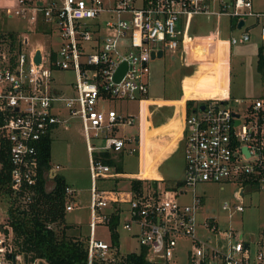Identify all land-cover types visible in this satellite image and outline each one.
<instances>
[{"label":"built area","instance_id":"built-area-1","mask_svg":"<svg viewBox=\"0 0 264 264\" xmlns=\"http://www.w3.org/2000/svg\"><path fill=\"white\" fill-rule=\"evenodd\" d=\"M1 1L4 15L24 22L32 34L51 41L55 34L58 37V44L48 43L45 50L28 47L25 36H20L14 47L7 37L0 39V164L6 160L10 165V195L23 204L32 201L41 170L39 150L45 139L52 141L56 132L69 129L77 120L85 139L90 178L86 264H119L122 255L133 252L123 253L110 240L96 237L97 228L108 229L116 213L118 231L135 241L137 249L146 248L151 263L176 264L177 243L185 239L192 245L187 264H264V243L253 250L241 236L218 231L214 218L199 222L203 202L195 191L204 183L234 184L240 204L221 206L231 214L244 212L245 189L264 188L261 99L243 110L230 108V98L203 100L192 106L184 118L180 140L185 163L180 187L163 192L145 188L141 194L129 192L124 197L99 187L100 180L115 176L103 163V154L140 155L150 63L168 53L182 67L218 66L223 51L250 41L253 25L258 26L264 43V11L254 10L253 0ZM198 16L225 17L228 31L241 33L227 40L211 33L196 36L191 30ZM248 19L254 23L247 24ZM230 21L234 30H230ZM240 22L243 25L238 28ZM123 64L125 71L116 81ZM61 73L70 74L72 82L58 85L56 76ZM120 101H139L141 115L120 114L112 107ZM149 107L146 105V111ZM135 120L138 135L126 137L122 130ZM59 170V165L49 162L42 172L46 184L53 186ZM187 189H192L191 193ZM64 194L65 210L72 212L77 207V192L67 186ZM185 196L189 199L183 201ZM8 199L7 216L0 220V264H47L40 259L26 263L15 246ZM198 228L208 231L214 243L202 241ZM216 234L228 241L221 243Z\"/></svg>","mask_w":264,"mask_h":264},{"label":"rangeland","instance_id":"rangeland-1","mask_svg":"<svg viewBox=\"0 0 264 264\" xmlns=\"http://www.w3.org/2000/svg\"><path fill=\"white\" fill-rule=\"evenodd\" d=\"M254 10L264 11V0H253ZM3 2L0 0V33L8 34L14 33L17 39L20 36H25L28 40V47L46 49L48 43L58 44V37L54 35L52 41L47 37L32 34L29 31L30 27L16 18H7L2 9ZM253 19H248L247 24H253ZM194 31L197 35H215L218 39L227 40L230 35L238 36L241 30L235 32H228L225 29L227 26V18L222 17L216 19L215 17L198 16L193 19ZM192 25V28H193ZM154 46V45H153ZM155 47V46H154ZM264 55V43L259 37V28L253 25L250 30V41L244 44H237L229 49V51L222 52V60L219 62L221 70H214L215 65L204 64L209 69L201 67L194 74V69H186L180 65L178 60L173 61L171 55L164 54L160 60H154L150 63V78L148 86L147 99H157L176 95L179 91V80L183 72L193 73L190 77L183 79V94L189 95L195 90L198 94L202 92L210 94L221 93L223 97L228 96V90L231 94L229 100V107L233 110H243L247 105L256 99L264 101V66L261 71L257 69V54L258 50ZM219 68V66H218ZM208 75V76H206ZM210 75V76H209ZM72 76L68 73H61L56 76V83L58 85H68L72 82ZM240 101L236 104L235 101ZM139 101H120L117 102L113 108L120 114L126 116L141 115V106ZM152 108H149V110ZM143 111V107H142ZM174 113L176 107L173 109ZM142 119V126L147 127V132L143 133V144L141 148V177L143 179L154 180L156 175L153 173L151 164L148 163L149 155L146 147L149 140L154 136L159 135L158 129H149L150 123ZM141 126V127H142ZM139 123L138 120L129 127L122 130V134L126 137H135L138 135ZM121 134V130H120ZM167 139V138H166ZM156 141L152 142V145ZM181 144V143H180ZM50 161L53 165H59L60 170L58 174L64 177L68 186L72 187L77 192V207L68 212L66 220L74 225L73 228L66 230L68 235L76 236L80 240H85L88 236V219H89V163L86 152L85 139L83 131L77 120L71 123L67 130H59L52 139L50 148ZM116 161V160H115ZM138 155L125 154L123 156V167L125 171L137 172ZM184 155L182 145L179 149L164 161L158 168L159 175L163 180L156 182L158 191L163 192L165 187L173 186L177 181L184 176ZM123 180V181H122ZM116 186H113L111 181L103 185L108 188L117 189L119 191L128 190V178H122ZM145 186L149 190L153 189L152 181L146 182ZM149 186V187H148ZM52 185L46 184V189L50 190ZM238 188L234 184H214L204 183L196 187L195 191L202 197V208L200 210L198 220L201 223L205 218H214L217 224V230L229 231L233 235L241 236L243 241L250 242L253 250L264 243V188L263 189H245L242 205L244 212L238 213L233 211L231 214L223 212L221 206L228 203L231 206L240 204L236 196ZM192 189H187L191 193ZM189 197L182 198L183 201L188 200ZM7 198L0 196V220L7 216ZM10 201V200H9ZM120 233V250L123 253L134 251L138 245L135 241L130 240L129 236L123 232ZM198 237L205 241L209 239L208 244L214 243L212 235L202 229L197 230ZM96 237L108 242L109 231L106 227H98L96 230ZM216 237L221 243H226L228 239L224 238L222 234H216ZM260 244V245H259ZM191 243L188 240L181 239L176 246V264H187L188 250L191 249Z\"/></svg>","mask_w":264,"mask_h":264},{"label":"trees","instance_id":"trees-1","mask_svg":"<svg viewBox=\"0 0 264 264\" xmlns=\"http://www.w3.org/2000/svg\"><path fill=\"white\" fill-rule=\"evenodd\" d=\"M234 23L230 21V30H234ZM8 38L12 47L15 46L17 36L14 33L1 34L0 39ZM264 66V55L261 48L257 54V69L262 70ZM194 102H186V115L191 113ZM52 141L45 139L40 148V176L35 187V196L29 204H23L17 197H12L9 190L10 165L6 160L0 164V196H6L10 205L8 208V220L14 234V244L23 255L26 263H31L37 259L45 261L47 264H86L87 249L85 240H80L76 236L68 235L66 230L74 227L67 222V212L65 210L66 197L65 188L68 186L64 177L57 174L54 184L50 190L46 189V181L42 176L44 169L48 168L50 148ZM3 158V155L1 156ZM102 161L111 168H115L116 173H122L119 162H116L111 154H103ZM119 179L113 180V186L118 184ZM147 180H130V192L141 194L147 187ZM157 181H152L153 189ZM182 185V181H177L165 190L176 189ZM149 187V186H148ZM110 244L116 248L120 247L119 215L112 216L108 224ZM119 255V254H118ZM147 250L144 247L138 248L132 253L122 255L118 259L119 264H160L151 263L146 259ZM98 263V262H97ZM96 263V264H97Z\"/></svg>","mask_w":264,"mask_h":264},{"label":"crops","instance_id":"crops-1","mask_svg":"<svg viewBox=\"0 0 264 264\" xmlns=\"http://www.w3.org/2000/svg\"><path fill=\"white\" fill-rule=\"evenodd\" d=\"M228 30V20H227V26H225ZM194 25L192 28V33L196 36H199L195 33L194 31ZM229 32V31H228ZM231 50V48H228L226 51ZM172 59V58H171ZM173 60V59H172ZM174 61V60H173ZM182 66V65H181ZM219 66V68H218ZM217 68L214 70L213 74H216V71L221 70L220 65H218ZM205 68L208 70L209 68L206 67L204 64L201 65H195L193 67H184L186 69H194L193 73L196 74L199 68ZM193 73H187L183 72V75H181V78L179 80V91L176 95L170 96V97H164V98H157V99H148L147 102H144L142 107V119L144 115L148 114V120L147 122L150 123V126L148 127L149 129H158L159 128V135L154 136L152 139L149 140V143L146 147V151L149 155V161L148 163L151 164L153 173L156 175V178L154 180L150 179H143L141 176V168H142V163H141V155L138 156V161H137V172L134 173L132 171H125L123 167V156L124 155H114V160L116 162H119L122 168V173H116L115 168H111L113 171L114 177L108 178V179H103L99 181V187L101 190H104L106 192L112 191L115 193H118L120 196L124 197L126 194L130 192V180L132 179H138V180H147V181H159L163 180V178L159 175L158 173V168L160 165L168 159L174 151L179 149V145L181 146V137H182V131H183V121L186 116V102L191 101V102H201L203 100H209L212 98H215L216 95H221L220 99H229L231 94L229 93L228 90V96L225 98L223 97V94L221 93H214L210 94V97L207 95V93L202 92L201 94H198L195 90V92L190 93L189 95L183 94V79L185 77H190L194 75ZM208 76V75H206ZM210 76V75H209ZM146 105H151L152 109H148L146 111ZM194 105V104H193ZM176 107V111L174 113L173 109ZM142 126V122H141ZM140 126L141 130V148L143 144V133L147 132V127L145 126ZM167 138V139H166ZM156 141L154 146L152 145L153 141ZM141 153V152H140ZM128 178V190L127 191H119L117 189L108 188L107 186L103 185L106 182H113L114 179H119L122 180V178ZM184 177V176H183ZM183 179V178H182ZM179 180V181H182ZM118 181V182H119ZM123 181V180H122Z\"/></svg>","mask_w":264,"mask_h":264},{"label":"water","instance_id":"water-1","mask_svg":"<svg viewBox=\"0 0 264 264\" xmlns=\"http://www.w3.org/2000/svg\"><path fill=\"white\" fill-rule=\"evenodd\" d=\"M243 25V22H240L239 25H238V28H241ZM158 57H161L162 56V53L159 52ZM153 54H152V58H153ZM40 60V56H39V52L36 53V62L38 63ZM125 71V65H121L120 68L118 69V71L116 72V75H115V80L118 81L120 79V77L123 75ZM201 109H203V107H201ZM39 264H44L43 262H40Z\"/></svg>","mask_w":264,"mask_h":264},{"label":"bare ground","instance_id":"bare-ground-1","mask_svg":"<svg viewBox=\"0 0 264 264\" xmlns=\"http://www.w3.org/2000/svg\"><path fill=\"white\" fill-rule=\"evenodd\" d=\"M221 98V95H216L215 98H212V99H220Z\"/></svg>","mask_w":264,"mask_h":264},{"label":"flooded vegetation","instance_id":"flooded-vegetation-1","mask_svg":"<svg viewBox=\"0 0 264 264\" xmlns=\"http://www.w3.org/2000/svg\"><path fill=\"white\" fill-rule=\"evenodd\" d=\"M200 103H201V102H196V103H194V105L196 106V105H199ZM194 105H193V106H194Z\"/></svg>","mask_w":264,"mask_h":264}]
</instances>
